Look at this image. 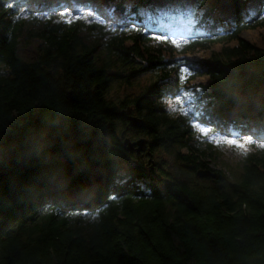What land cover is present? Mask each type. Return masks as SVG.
Listing matches in <instances>:
<instances>
[{"label":"trees","instance_id":"16d2710c","mask_svg":"<svg viewBox=\"0 0 264 264\" xmlns=\"http://www.w3.org/2000/svg\"><path fill=\"white\" fill-rule=\"evenodd\" d=\"M8 1L0 0V264H264V148L253 144L238 168L219 165V150L198 145L188 114L171 117L151 99L177 86L178 66L167 67L175 47L141 32L107 37L61 15L29 32L40 45L26 59V24ZM151 2L92 5L135 12ZM229 3L223 18L217 1L201 0L214 27H227L195 36L183 59L209 53L200 76L219 104L218 124L221 111L241 119L239 111L264 133V44L243 38L264 29V0ZM254 4L258 15H248ZM149 71L156 77L141 95L113 96L114 82ZM128 109L146 123L140 132L160 156L154 168L123 147L128 122L119 113ZM200 169L211 176L200 179ZM47 197L53 205L36 215L33 202ZM78 205L87 212L65 209Z\"/></svg>","mask_w":264,"mask_h":264},{"label":"rangeland","instance_id":"374dc122","mask_svg":"<svg viewBox=\"0 0 264 264\" xmlns=\"http://www.w3.org/2000/svg\"><path fill=\"white\" fill-rule=\"evenodd\" d=\"M188 4H189V7H190V11H193V9L195 8L196 2L194 0H188ZM243 38L246 41L250 42V43L254 42V43H257L259 45L264 44V29L261 28L260 30H252V31L244 32ZM35 51L36 50L34 49L33 45L31 44L30 46L26 47V50L24 51L23 54H24V56L26 58L30 59V58L35 57V54H34ZM208 56H209L208 52H200V53L194 54L192 58L195 59V60L203 61V60H207ZM147 82H148L147 81V77H145V76L141 77L140 79H138L139 87L134 88L133 90H131V92L134 93V94H139L141 89H142V87ZM126 86L127 85H125V86L121 85L120 88H117V87L113 88L114 94L116 96H118L117 98H119V97L132 98V96L123 95L124 93L129 92V90H126V91L122 92L121 95H120V90L123 89ZM172 102H174V101H171V103ZM169 103H170V101L167 102L166 105H169ZM131 134H133V133L130 132L129 135H131ZM227 140H230V139H226L225 137H223L221 135L214 134V135L208 136L206 141H204L202 139L200 141L204 142V143L209 141L208 142L209 144L211 143L212 145L220 146V150H219L220 160H219V163H217V164H219V165H227L230 168H233V167L239 165L240 158H241L240 156L242 154H244L245 152L250 150V147H249L250 144L248 142H242L239 139H235V138H232L231 140H236L237 144H229V143L226 142ZM243 141H245V140H243ZM238 144H244L245 147L241 148V147L237 146ZM202 145H203L204 148L206 146H208V144H202ZM156 158H160V156H156ZM163 158H164V161L167 162V164H170V162L172 161L173 156L172 155L163 154ZM173 160L175 161V158H173ZM212 166H214V164H212ZM182 170H184V168H182Z\"/></svg>","mask_w":264,"mask_h":264},{"label":"snow or ice","instance_id":"6c2138e0","mask_svg":"<svg viewBox=\"0 0 264 264\" xmlns=\"http://www.w3.org/2000/svg\"><path fill=\"white\" fill-rule=\"evenodd\" d=\"M78 19H79V17H78ZM68 22H71V21H68ZM113 31H115V29H113ZM156 39H161V37H156ZM172 43H174V44H176V46L177 47H179L180 46V44L179 43H177L176 41H172ZM173 110H175V109H173ZM201 131L202 132H207V129H204V128H201ZM227 143H229V144H237V141L236 140H227L226 141ZM249 143L251 142V141H248ZM237 146H239V147H241V148H244L245 147V145L244 144H238ZM261 147H264V144H262V145H260Z\"/></svg>","mask_w":264,"mask_h":264},{"label":"water","instance_id":"95a60500","mask_svg":"<svg viewBox=\"0 0 264 264\" xmlns=\"http://www.w3.org/2000/svg\"><path fill=\"white\" fill-rule=\"evenodd\" d=\"M136 125L140 126L141 124H140L139 121H136ZM126 144H128L130 149H131V151H133L132 146H134V144H131L128 140L126 141ZM207 174H208L207 172H199L200 176H204V175H207Z\"/></svg>","mask_w":264,"mask_h":264},{"label":"bare ground","instance_id":"6f19581e","mask_svg":"<svg viewBox=\"0 0 264 264\" xmlns=\"http://www.w3.org/2000/svg\"><path fill=\"white\" fill-rule=\"evenodd\" d=\"M196 173H197V172H196ZM68 209H71V210H72V209H75V208H74V207H68Z\"/></svg>","mask_w":264,"mask_h":264}]
</instances>
